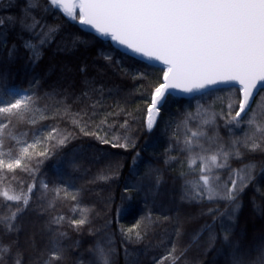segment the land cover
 Masks as SVG:
<instances>
[{
	"label": "snow or ice",
	"instance_id": "obj_1",
	"mask_svg": "<svg viewBox=\"0 0 264 264\" xmlns=\"http://www.w3.org/2000/svg\"><path fill=\"white\" fill-rule=\"evenodd\" d=\"M2 6L16 11L0 15V48L7 52L0 60V264H120L121 247L124 264H142L140 250L128 245L143 242L157 222H169L171 229L162 233L159 243L166 251L159 260L153 258L154 264H168L169 259L171 264H203L189 259L193 245L204 255L214 253L210 264H264V233L249 240L236 230L242 195L250 186L264 183V0H16ZM77 25L90 31L80 36L68 32ZM12 32L19 44H9ZM62 34L73 36V47L99 45V55L109 65L133 80L147 81L141 84L150 97L143 121L147 133L159 126L170 97L184 94L195 101V110L186 105L175 127L164 122L169 140L163 163L178 162L182 180L178 202L171 205L174 215H158L154 221L149 209L136 224L119 229V241L112 220L106 219L99 228L88 229L94 239L87 257L76 254L79 241L66 243L68 233L63 230L65 221L76 232L91 224L93 209L81 206L84 189L75 184L76 173L84 171L79 157L75 152L60 155L54 166L57 180L51 184L40 176L44 162L74 139L59 122L71 120L83 135H94L125 154L133 150L122 201L140 196L147 208L149 197H155L165 181L164 168L145 161L135 151L132 136L109 139L99 134L109 116L123 114L121 128L130 126L135 116L128 111L126 97L116 101L115 112L104 114L95 131L90 130L104 106L105 88L87 78L86 64L80 68L85 73L83 87L74 98L55 87L41 94L35 78L28 88L8 83L7 63L26 55L28 62L37 64L45 47H67ZM129 52L149 63L124 67ZM149 69L156 71L154 80H148ZM217 93H227L226 109L225 97ZM209 98L211 103L201 102ZM73 104L82 106L74 112ZM49 120L56 123L46 125ZM122 167L118 160L110 162L108 174L101 170L96 178L109 180L120 175ZM225 171L227 179L221 176ZM113 199L107 198L109 205ZM64 201L72 202L79 218L57 211V203ZM151 203L157 204L154 199ZM185 204L196 206L198 212L181 211ZM34 211L47 216L39 241L37 232L28 228L27 217ZM123 211V205L117 207V216ZM200 219L203 223L197 228L187 229L188 223Z\"/></svg>",
	"mask_w": 264,
	"mask_h": 264
},
{
	"label": "trees",
	"instance_id": "obj_2",
	"mask_svg": "<svg viewBox=\"0 0 264 264\" xmlns=\"http://www.w3.org/2000/svg\"><path fill=\"white\" fill-rule=\"evenodd\" d=\"M16 3V0H0V15L8 14L9 12L16 11L15 8H5L2 5L7 3ZM77 28L80 31H77ZM69 33H74L76 36H80L84 30L78 25L77 27L69 28ZM64 35V41L67 43L66 48L58 49L55 44L51 47H45L43 55L39 62L35 65L28 62L27 56L16 58L14 61L5 65L8 73V83L19 88H28L29 81L35 82L40 80L41 87L40 93L50 91L53 87L57 90H67V92L74 98L78 96L82 87L85 73L80 71L82 65H87V78L89 80H95L97 87L103 85L105 88V100L103 101V107L99 109V114L94 118L93 123L90 124V130H96V124L104 118L106 112H115V104L117 100L123 101L127 98L128 111L133 112L135 119L129 120V127L127 129L121 128L126 117L121 115L109 116L107 123L103 125V130L99 131L101 136L107 135L109 139L113 135L128 134L136 140L135 151H140L141 156L145 161L151 160L157 163V166L164 168L165 181L160 186L158 193L155 197H149L148 207H145V202L140 196H134L132 201L121 200V194L123 192V185L129 178V166L131 165V156L134 154L133 150L129 149L125 154L124 149L111 148L110 145L103 144L94 135H83L80 133L79 128H75L71 120L63 119L59 122L61 128H66L74 133V139L70 140L69 144L64 146L63 149L58 150V154L44 162L40 168V176L46 179L50 184L57 180L56 165L60 155L70 154L75 152L79 157L84 171L76 173L77 179L75 184L77 187L84 189L82 193L81 206H87L93 211L90 213L91 224L83 229L82 232H76L68 224L64 222L63 230L68 233L66 237V243L73 244L75 241L80 242V247L76 254L80 252L87 257V249L94 239L89 233V228H99L106 219L112 220V229L117 233V240L120 239L119 229L124 227L130 228L136 224L141 215L147 214L151 209L153 220L155 221L158 215H174V208L171 207L172 202H178L179 188L182 184V180L179 176V163H173L169 166H165L163 161L164 149L168 146L169 135L163 131L164 122L168 121L172 127H175L176 121L182 118V114L185 111V106L191 104L192 111L195 110V101H189L186 97H170V103L165 106L162 112L163 119L152 134L147 133L143 127V121L147 114L145 100L150 99L147 96L141 84L147 83V81H136L131 76L123 75L114 66L109 65L102 56L99 55V45L73 47L71 41L73 36ZM15 41L20 43L15 37V32H12L9 36V44ZM110 43V41H109ZM21 51H23L21 49ZM7 57V52L3 48H0V60H4ZM146 63L135 59L134 57L127 55L123 59L124 67L142 68ZM35 78V80H34ZM156 78V71L149 69L148 80H154ZM137 89H140L137 91ZM109 90H112L109 92ZM116 90H119L118 92ZM143 93V94H142ZM217 95L225 97L223 106L227 107V93H217ZM259 98V97H258ZM202 103H211L212 100L201 101ZM69 103H72V99H69ZM82 105L73 104L72 110L77 111ZM221 102L217 100L215 102V108L220 110ZM46 125L56 123L55 121H45ZM222 124V122H221ZM111 125V128L109 126ZM39 134V133H38ZM209 134L211 130L209 129ZM220 134L226 135V131L221 127ZM170 155H176V152H171ZM120 161L123 167L119 169L120 175L111 176L109 180L97 179V174L104 171V174H108L107 165L110 162ZM235 166V165H233ZM141 172L144 170L143 165L140 167ZM23 175V174H21ZM221 176L227 179L228 173L222 172ZM94 181V182H89ZM28 182H31L30 180ZM38 194V193H37ZM112 196L114 199L109 205L107 198ZM33 207H36L35 198ZM157 202L156 205L151 203L152 200ZM242 207L237 213L236 230L241 235L247 237L249 240L253 236L259 238L264 233V183L250 186L241 197ZM124 207V211L117 216V207ZM211 207L212 205H208ZM224 207L223 204L220 205ZM105 208V209H104ZM110 208V210H109ZM57 211L69 218H79L78 210L72 211V202L64 201L59 202L56 205ZM181 211L191 212L193 214L198 212L196 206H189L185 204ZM99 212L98 216L96 213ZM105 212V213H102ZM29 223L28 228L34 229L37 232V241L41 239L39 230L42 228L44 221L47 220V216L41 215L38 211L30 212L27 217ZM210 219V218H208ZM118 221V222H117ZM200 223H203V219L193 220L186 225L187 229L191 231L198 227ZM34 225V226H32ZM165 229H171L169 222H157L154 223L146 239L139 244H129V249H139L141 253L142 264H154V259L159 258L165 254L166 248L160 245V240L163 238L162 233ZM187 237L181 242L182 244L187 242ZM119 246V245H118ZM147 249V251H145ZM120 264H124L123 248H120ZM189 259L198 258L203 261V264H210L215 258L214 253H208L204 255L202 251L198 252L195 245L192 246L188 253ZM168 264H171L169 259Z\"/></svg>",
	"mask_w": 264,
	"mask_h": 264
},
{
	"label": "water",
	"instance_id": "obj_3",
	"mask_svg": "<svg viewBox=\"0 0 264 264\" xmlns=\"http://www.w3.org/2000/svg\"><path fill=\"white\" fill-rule=\"evenodd\" d=\"M78 26H79L82 30H84V31H90V29H88L87 26H81V25H78ZM128 55H130V56L134 57L135 59L140 60V61H142V62H144V63H149V62H147V61L145 60V58L135 56L134 54H132V53H130V52L128 53ZM174 97H186V95H184V94H180V95H176V96H174Z\"/></svg>",
	"mask_w": 264,
	"mask_h": 264
},
{
	"label": "rangeland",
	"instance_id": "obj_4",
	"mask_svg": "<svg viewBox=\"0 0 264 264\" xmlns=\"http://www.w3.org/2000/svg\"><path fill=\"white\" fill-rule=\"evenodd\" d=\"M104 209H105V208H104ZM102 213H105V212H102ZM32 226H34V225H32ZM35 229H36V228H35ZM35 229H34V227H32V228L29 229V230H30V231H33V230H35ZM36 230H37V229H36ZM36 230H35V231H36Z\"/></svg>",
	"mask_w": 264,
	"mask_h": 264
}]
</instances>
